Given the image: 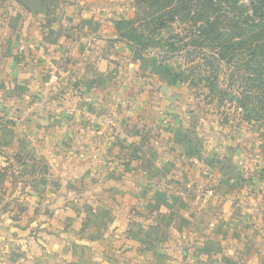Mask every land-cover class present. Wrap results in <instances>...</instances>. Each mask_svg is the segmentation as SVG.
Masks as SVG:
<instances>
[{
  "label": "crops",
  "instance_id": "crops-1",
  "mask_svg": "<svg viewBox=\"0 0 264 264\" xmlns=\"http://www.w3.org/2000/svg\"><path fill=\"white\" fill-rule=\"evenodd\" d=\"M110 2L0 0V153L28 163L0 168L22 179L1 202L50 211L4 235L0 264H264V149L255 184L243 143L201 140L163 66L123 59ZM41 162L63 186L36 184Z\"/></svg>",
  "mask_w": 264,
  "mask_h": 264
},
{
  "label": "trees",
  "instance_id": "trees-1",
  "mask_svg": "<svg viewBox=\"0 0 264 264\" xmlns=\"http://www.w3.org/2000/svg\"><path fill=\"white\" fill-rule=\"evenodd\" d=\"M136 3L134 18L114 23L119 37L137 52L136 61L143 60L148 47L161 46L162 40L146 34L156 35L174 22L186 25L183 36L178 33L172 37L176 41L169 43L159 64L192 48L183 58L187 64L197 61L191 73L197 70V84L208 90L207 104L228 100L244 111L245 121L264 120V0H249L246 4L241 0ZM163 70L170 82L173 77L164 66ZM180 76L176 74L175 78ZM222 76L227 78V84Z\"/></svg>",
  "mask_w": 264,
  "mask_h": 264
},
{
  "label": "rangeland",
  "instance_id": "rangeland-1",
  "mask_svg": "<svg viewBox=\"0 0 264 264\" xmlns=\"http://www.w3.org/2000/svg\"><path fill=\"white\" fill-rule=\"evenodd\" d=\"M103 1H111L108 7L103 8L104 12L102 17L105 19V21H110L109 25H111V27L114 29V43L116 45H119V51H121L123 59L127 58L131 59L132 61H136L135 55L137 54V52L130 46L131 44L126 43L125 40L119 37L114 27L115 21L120 20L121 18H134L135 13L138 9L136 0ZM248 1L249 0H241V3L243 2L246 4L248 3ZM186 27V25L184 26L183 24L174 22L167 29L162 30V32H157L156 35L151 33L150 36H147L148 34H146V37L155 40H162V43L159 47H148V50L143 54L145 55L144 58H149L151 60L153 59L156 62L158 61L159 64L162 61L161 57L162 55H164V51H167V48L169 49V43L171 41H176V39H172V37L176 38V34L178 33L179 35L183 36V29ZM151 31H154L153 28H151ZM188 40L189 39H187V41ZM164 43L167 45V47H164ZM192 50V48H189L188 50L185 49V51H182L181 54H179L181 56H175L177 58L167 60L166 62H164V65L162 63V65L167 69V71H169V73L173 77L170 80L169 85L177 89V98L175 100L173 99L174 101L170 99L175 104L174 106L170 105V107H174L178 113V110H180L179 107L182 104L184 106H188L191 111H194L197 114V121L204 125L203 132L206 135H202L201 133V140L207 141L208 144L212 139H214L216 143L220 145L229 143V145L237 146L238 144L243 143L242 145L246 149V151L248 149V155H246V161H248L247 166H249V171H253L251 182L253 181L255 184H257L260 180L259 177L261 178V175L263 173V168L262 166H260L261 164L256 161L257 159H255V151L260 148L264 149V120L259 122L245 121L244 111L237 108L235 103L228 100H216L211 104H207L208 90L204 89L203 86L197 84V70H194L196 71V73H191V71L193 72V70L191 69L192 67L197 65V61H195L193 64H187V62L183 58V55H186V53ZM176 74H179L181 76L179 78H175ZM222 77V80H225V76ZM225 82L227 84V78ZM166 88V86H157L155 85V83L150 86L151 92L155 94L151 98L153 99L155 96L158 97L157 99L159 100V107L161 106V99L167 98ZM135 89L136 88H134V90ZM139 89L140 88H137V91ZM123 90L124 92L120 91V94L122 95H124V93L126 92L125 89ZM232 90L234 91V89ZM132 101L134 103L138 102L136 105H139V101L136 97L133 98ZM168 106L169 105L166 106L167 110L168 108H170ZM172 111L173 110H171V112L168 111V113H165L164 115L162 114V117H164V119L162 120L163 123L167 120V118L171 119V117L177 116V113H172ZM197 137L199 138L198 135ZM217 155L219 154L216 151L211 152L210 154H206L207 158L210 161L216 159ZM24 160L23 157L19 154L15 155L14 153H0V168H3V170H6L11 174H14L18 169L24 170V166L26 164L28 165V163ZM39 164L40 166L37 170L40 177L36 179V184H38L39 186H43L44 188H59L60 186L64 185V179L52 180L47 176L48 165L45 164V162H41ZM213 164L215 163H212V165ZM7 181L12 191L16 189L15 187L18 186V182H20V184L22 183V179H14L12 177H10V179L1 178L0 186H5ZM69 182L71 183L73 181ZM20 196V194L16 193L15 196L12 195L11 197H8V194H6V199H4L3 202H1L0 197V219H5L4 221H0V235H3L0 236V243L1 241H3L2 239L5 238V234L7 235V238L5 239L6 241H10V239H12V242H14V240L20 233L19 229L24 228V224H20V221L22 220L21 217H24L25 220H31L33 219V217L46 219L50 216V211H48L47 209L44 210L43 207H40L39 209L38 207L33 206L32 209H28L29 211L22 209L21 207L23 206H19L17 202L20 200ZM27 206L30 207L31 205L27 204ZM45 229L48 230V227Z\"/></svg>",
  "mask_w": 264,
  "mask_h": 264
}]
</instances>
